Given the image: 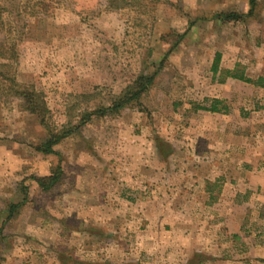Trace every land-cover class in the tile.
Wrapping results in <instances>:
<instances>
[{
	"label": "rangeland",
	"instance_id": "obj_1",
	"mask_svg": "<svg viewBox=\"0 0 264 264\" xmlns=\"http://www.w3.org/2000/svg\"><path fill=\"white\" fill-rule=\"evenodd\" d=\"M52 1L0 0V264H264L204 193L246 184L264 142V0ZM48 127L74 133L43 155Z\"/></svg>",
	"mask_w": 264,
	"mask_h": 264
},
{
	"label": "crops",
	"instance_id": "obj_2",
	"mask_svg": "<svg viewBox=\"0 0 264 264\" xmlns=\"http://www.w3.org/2000/svg\"><path fill=\"white\" fill-rule=\"evenodd\" d=\"M248 161L251 168H248L249 171L246 172V184L241 183L234 187H226L220 191V196L218 195V197L214 196L213 190L208 189L205 190L204 193L209 195L208 199L217 203V205L214 206H220L225 210L226 232H228L233 239L235 238L236 240L237 238H240L242 243L246 244V253L242 255L246 256V258L252 257V259H262V256H264V250H262L260 246L264 244L261 240L264 235V230L261 227L260 229L257 228V225L258 227L259 225H264V223L262 224L263 216L260 213H254L257 216L252 220L249 214L252 213L251 209L254 208V201H256L255 206H260L261 208L264 207V168L260 169L261 164L264 166L263 141L261 148H258L256 153H254L252 158H250V160L248 159ZM236 209L239 211H236ZM250 219L251 221H258V224L250 222Z\"/></svg>",
	"mask_w": 264,
	"mask_h": 264
},
{
	"label": "trees",
	"instance_id": "obj_3",
	"mask_svg": "<svg viewBox=\"0 0 264 264\" xmlns=\"http://www.w3.org/2000/svg\"><path fill=\"white\" fill-rule=\"evenodd\" d=\"M33 1V7L37 8V11H40L39 13H42L44 15H47L50 11V9L53 6V1L52 0H32ZM250 4H251V10H250V14L252 13L253 9L256 6V0H250ZM14 12V10H13ZM4 13H9V8L5 7V6H1L0 5V27L3 29V25H4ZM10 13H12V11L10 10ZM17 16L19 15L18 13L16 14ZM37 13L32 14V17H37ZM20 16V15H19ZM244 17L243 15L240 14H236L234 12H229L226 15H216L217 20H229V21H237L238 19ZM215 18V19H216ZM2 56V54H1ZM218 70L217 66H214L213 71L214 73H216ZM227 75L233 79L239 80V81H243V82H247L250 83L251 81L248 80L247 78H245L244 74H237L234 72H229L226 71ZM154 76L151 77H140L139 78V82L140 84L137 85L138 87H136L135 89H138L136 91L132 92V89L134 87H130L131 91L128 92L127 94H125L124 98L116 100L112 103V105L108 108H99L98 110L95 111L94 114H103L106 112H116L118 111L120 108H123L124 106H126L128 103L139 99V97L142 95V93H144L149 86L152 85L153 81H154ZM264 81L262 79H260L258 81L261 82ZM137 84V83H135ZM25 97V101H26V108L28 109V111L33 114L36 115L38 117H40L41 119H43L42 121L45 120V117L47 116V114H49V110L46 107V104L41 103L38 99V95L36 93H32V94H21ZM41 98V97H40ZM218 101H214V105L211 108H203L202 110H205L207 112H211V113H219L220 110L217 109L215 104H218ZM43 123V122H42ZM47 130L49 131L50 134V138L38 148V152L42 153L43 155H52L55 154V146L59 145L64 139L68 138L69 136L73 135L74 133V128L73 127H64L61 130H58L57 133H53L51 132V129L48 127ZM61 174L55 170L54 173L51 176L48 177H39V178H33L34 181L37 183V185L39 186V188L46 192L51 190L58 182H59V178H60ZM11 217V215H10ZM1 260V259H0Z\"/></svg>",
	"mask_w": 264,
	"mask_h": 264
}]
</instances>
